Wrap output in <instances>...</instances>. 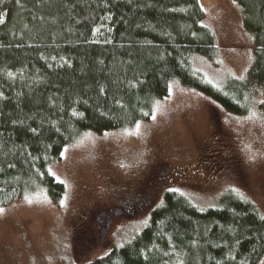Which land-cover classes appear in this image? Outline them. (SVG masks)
Here are the masks:
<instances>
[{
  "label": "trees",
  "instance_id": "16d2710c",
  "mask_svg": "<svg viewBox=\"0 0 264 264\" xmlns=\"http://www.w3.org/2000/svg\"><path fill=\"white\" fill-rule=\"evenodd\" d=\"M236 2L258 49L244 78L217 87L194 67L219 55L199 0H0V210L43 191L58 205L67 189L50 170L64 150L150 121L175 82L247 115L264 89V0ZM163 197L135 239L86 264H261L264 214L251 200L202 209Z\"/></svg>",
  "mask_w": 264,
  "mask_h": 264
},
{
  "label": "rangeland",
  "instance_id": "374dc122",
  "mask_svg": "<svg viewBox=\"0 0 264 264\" xmlns=\"http://www.w3.org/2000/svg\"><path fill=\"white\" fill-rule=\"evenodd\" d=\"M199 1L219 55L213 60L197 57L194 67L223 87L232 78L245 77L258 42L245 29L236 0ZM250 101V112L237 115L175 82L150 121L121 131L84 133L50 170L67 189L58 205L43 191L0 210V264L100 259L135 239L169 191L202 209L219 207L225 195L234 194L251 200L264 214V89H255ZM164 164L186 176L201 175L200 187L158 182L163 181L158 174ZM139 195L147 201L133 205V200L127 207L126 199ZM113 208L117 218L102 242Z\"/></svg>",
  "mask_w": 264,
  "mask_h": 264
},
{
  "label": "flooded vegetation",
  "instance_id": "af4514ba",
  "mask_svg": "<svg viewBox=\"0 0 264 264\" xmlns=\"http://www.w3.org/2000/svg\"><path fill=\"white\" fill-rule=\"evenodd\" d=\"M158 175H161L160 178L166 183L168 182L175 183L181 187H185L189 189L200 187L199 184H201V181L200 182L198 181L201 175L198 178L186 176L184 173L180 172L178 169L172 168L167 164L166 165L164 164L160 167V171ZM194 181H197V182H194ZM133 200H135V198L132 199V196L126 199L125 204L127 205V207L130 208ZM133 205H135V203ZM108 212L110 215L106 219L107 221H106V224L104 225L105 226L104 230L101 231L102 242H105L106 235L108 234L110 227L112 225V219L117 218V214H118L115 212L114 208L110 209Z\"/></svg>",
  "mask_w": 264,
  "mask_h": 264
}]
</instances>
